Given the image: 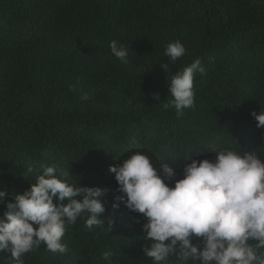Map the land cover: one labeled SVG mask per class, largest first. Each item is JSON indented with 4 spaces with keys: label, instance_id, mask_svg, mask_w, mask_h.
I'll list each match as a JSON object with an SVG mask.
<instances>
[{
    "label": "trees",
    "instance_id": "trees-1",
    "mask_svg": "<svg viewBox=\"0 0 264 264\" xmlns=\"http://www.w3.org/2000/svg\"><path fill=\"white\" fill-rule=\"evenodd\" d=\"M112 40L128 49L127 64ZM177 40L187 51L173 63L165 51ZM196 59L206 75H195V107L177 118L162 105L173 99L168 81ZM261 107L264 0H0V191L9 193L0 218L11 195L56 166L61 180L105 189V228L114 220L109 233L80 217L62 237L66 254L42 243L24 264H107L109 250L117 264H153L143 215L112 208L120 193L110 166L141 152L178 180L191 160L215 161L223 148L264 161V129L251 116Z\"/></svg>",
    "mask_w": 264,
    "mask_h": 264
},
{
    "label": "clouds",
    "instance_id": "clouds-1",
    "mask_svg": "<svg viewBox=\"0 0 264 264\" xmlns=\"http://www.w3.org/2000/svg\"><path fill=\"white\" fill-rule=\"evenodd\" d=\"M109 47L115 58L128 63L125 46L112 40ZM186 51L177 40L167 45L165 55L174 63ZM161 66L168 73L169 64ZM197 73L206 75L200 59L168 81L173 99L162 105L165 109L174 107L177 118L195 107ZM153 98L159 100V94ZM251 116L257 128L264 129V107ZM214 152L215 161L191 160L178 180L167 163L157 166L141 152L110 166L120 193L112 208L118 211L122 203L129 211L143 215L147 221L143 238L150 241L143 252L153 264H167L170 256H176L181 264H264V253H258L264 249V161L255 153L229 148ZM174 180V187L170 186ZM35 181L23 194L11 195L12 202L0 218V253L10 252L11 264H24L23 257L42 243L48 251L66 254L69 249L62 237L68 226L85 215L89 230L113 231V217L107 215L111 218L107 228L102 219L106 214L105 189L61 180L56 166L43 167ZM8 196L7 190L0 191V201ZM114 256L110 250L103 253L107 264H117Z\"/></svg>",
    "mask_w": 264,
    "mask_h": 264
}]
</instances>
